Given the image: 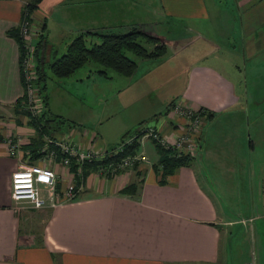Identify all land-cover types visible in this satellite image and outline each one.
Segmentation results:
<instances>
[{"label":"crops","instance_id":"1","mask_svg":"<svg viewBox=\"0 0 264 264\" xmlns=\"http://www.w3.org/2000/svg\"><path fill=\"white\" fill-rule=\"evenodd\" d=\"M236 1L242 7L255 5L248 12V27H253L258 17L264 20V14L260 15L264 0ZM26 2L0 0V264H227L228 227L238 223L245 229L244 238L253 232L261 248L255 264H264V92L259 86L249 89L247 80L250 72L255 73L254 68L264 66L263 61L254 60L264 48L256 46V41L249 42L243 56L245 66H251V70L246 68L243 72L238 63L219 55L221 44L208 33H199L192 41L203 38L204 44L208 41L212 45L177 71L178 59L189 42L173 41L171 49V42L149 29L145 20L154 11L166 19L208 20L216 11L210 12L207 0H42L34 11L27 8ZM25 18L34 35V46L44 38V50L41 46L36 52L42 62L41 83L46 79L44 63L51 66L80 34L86 33L88 41L90 35L100 38L99 33H126L142 26L166 43L168 51L164 56L139 58L134 75L151 63L150 59H155L157 63L147 69L149 74L156 71L155 79H166L171 69H176L180 76V87L175 93L179 99L172 98L171 102L215 113L205 121L200 150L193 163L165 179L155 169L159 159L157 147L152 140H146L140 146L141 153L138 152L145 158L119 177L100 176L99 169L87 177L84 173L77 177L83 187L73 200L61 198L67 185V171L58 163L54 169L60 179L53 194L60 198L52 199L51 191L41 186L47 206L17 210L12 197V174L22 164L37 163L36 154L31 158L25 154L28 149L39 147L46 135H69L81 145L94 147L78 129H64L52 121L42 143L33 148V139L39 132L22 104L26 94L22 40L10 34ZM101 70L97 74L100 77H114L112 72L108 77ZM171 102L166 120L155 126L167 134L179 133L185 126V118L174 113ZM46 104L44 113L51 119L48 96ZM139 129L133 134L128 132L127 139ZM10 138L21 141L22 149L15 155L8 150ZM150 144L156 150L154 158L145 152L150 151ZM254 153L258 163L263 164V186L256 190L259 203L251 204L247 215L238 220L227 215L218 190L240 194L236 189L241 187L239 175L243 173L248 181L246 189L251 188L254 194ZM138 179L143 180L139 196L119 193ZM27 209H33L39 217L33 220L26 215Z\"/></svg>","mask_w":264,"mask_h":264},{"label":"rangeland","instance_id":"2","mask_svg":"<svg viewBox=\"0 0 264 264\" xmlns=\"http://www.w3.org/2000/svg\"><path fill=\"white\" fill-rule=\"evenodd\" d=\"M207 3L211 13L216 11V14L208 20L193 21L172 17L166 19L154 11L153 14H150L151 18L145 20L148 21L145 23L149 29L168 39L171 42V49H174L173 41L174 44L176 42L179 44L190 43L185 45V50L178 59L180 65H177V71L180 67H187L194 55L199 56L202 51L209 49L208 47L212 44L208 41L204 44L203 38L192 41L199 37V33H208L212 39L221 44L220 56L238 63L241 71L245 72L248 69L250 72L251 66H245L246 62L243 56L245 47L250 41H256V46L264 48L263 18L258 17L257 23L253 27L247 26L248 15H250L248 12L255 5L238 6L236 0H207ZM253 14H255V9ZM263 14L264 9H261L260 15ZM253 17L255 18L254 15ZM229 35L232 37L228 38ZM178 38H182V41H176ZM100 41L101 39L94 35L88 36L89 46ZM141 42L145 43L143 40ZM146 45L150 50L154 49L153 44ZM127 54L133 59L141 60L132 52L128 51ZM254 60L264 62V49ZM150 62L143 65L140 71L131 77L112 73L114 77L107 78L97 75L98 70L104 67L97 62L90 61L70 77L60 78L52 72L50 63L46 61L44 63L46 79L40 84V87L43 98L49 97L51 109L48 114L49 118L58 116L56 119L63 120L61 125L64 129L76 128L82 133L86 131L84 136L90 140V144L103 150L118 147L122 144L123 139L128 137L126 133L133 134L139 127L159 126L162 121L166 120V110L170 102L173 99H179L175 93L180 87V82H177L180 76L176 69H171L166 79L157 80L154 78L156 71L149 74L147 70L157 61L150 59ZM254 69L255 73L250 72L247 79L249 89L259 86L258 88L264 92V66L260 64L258 70ZM90 73L92 74L88 76ZM45 85L46 88H44ZM45 107L47 111V106L45 105ZM56 123L54 122V125ZM141 150L142 147L138 152L141 153ZM145 152L150 157H155L156 150L152 144H150V151L146 150ZM256 156L257 154L254 153L252 172L254 194L251 188L246 189L248 181L247 176L243 173L239 175L242 177V180L240 179L241 187L236 189L238 192L240 191V194L236 192L227 194L223 188L218 190L221 193L219 199L223 202L229 217H237L240 220L241 216L247 213L246 209L252 207L251 204L259 203V195L256 194V190H260L263 186V164L258 163ZM121 172L111 176L117 178L122 174ZM99 175L105 176L100 173ZM229 181L231 183V178ZM26 215L33 220L39 217L33 209H27ZM40 222L42 223L43 220ZM228 228L227 264H245L246 262L255 264L261 254V248L253 232L244 238L242 229H245L241 224L238 223ZM224 244L225 242H223Z\"/></svg>","mask_w":264,"mask_h":264},{"label":"built area","instance_id":"3","mask_svg":"<svg viewBox=\"0 0 264 264\" xmlns=\"http://www.w3.org/2000/svg\"><path fill=\"white\" fill-rule=\"evenodd\" d=\"M19 33L23 47L22 67L26 90L25 99L22 104L23 108L30 113L32 118H38L44 113L45 99L41 95V87L38 83L40 78L38 56L36 57V47L33 43L34 35L27 18L21 22ZM173 111L185 118V126L179 133L167 134L155 126L143 127L139 139L140 143L143 144L146 140H152L165 148L176 149L179 154L196 157L200 150V135L205 124L206 115L202 109L198 110L178 102L173 105ZM134 138L136 137L128 138L125 143L118 145L114 149L103 150L102 148L81 145L74 141V139H71L69 135L62 137L55 135L44 136V142L39 147L35 150L28 149L25 152L28 158L36 154L37 163L22 164L12 174V197L16 204V209L27 207L42 209L46 207L48 202L42 193L41 186H46L51 191L52 199L56 198V196L60 198L59 194H53L60 179L59 174L54 169V165L58 163L66 168L67 171V185L61 198L63 200L77 198L83 184L79 185L76 178L83 177L86 164L104 159L107 156L117 155L123 151L125 144L132 143ZM21 149L22 145L19 139L10 138L8 140L10 154L15 155ZM144 158L142 154L138 153L127 156L118 162H111L107 166H100L99 173L105 176L117 175L121 171L131 168L140 159Z\"/></svg>","mask_w":264,"mask_h":264},{"label":"trees","instance_id":"4","mask_svg":"<svg viewBox=\"0 0 264 264\" xmlns=\"http://www.w3.org/2000/svg\"><path fill=\"white\" fill-rule=\"evenodd\" d=\"M26 6L30 11L37 10L39 3L42 0H26ZM11 35L15 36L17 40L21 42L19 28L12 30ZM101 38L100 42L92 43L88 45L87 34L78 35L68 46L66 53L51 63L52 72L60 77H69L73 75L79 68L86 65L88 62L93 61L102 65L104 68L101 72L106 76H111L110 72L131 77L135 74L138 68V62L136 59L131 58L127 52H132L138 58H157L164 56L168 47L159 37L148 33L142 26L133 27L126 33L104 32L98 34ZM143 40L145 43H142ZM44 38L39 41L36 46V52L41 46H43ZM153 44L154 49L150 50L146 44ZM38 56V55H37ZM42 62L38 58V72L40 75L38 83L41 84V80L44 79L43 70L41 69ZM46 88V85L44 86ZM176 102H171L174 105ZM45 105L46 97H45ZM170 105V106H171ZM205 113V112H204ZM206 119H212L215 113L206 112ZM58 117V116H57ZM56 117V118H57ZM56 118L48 119L43 113L38 118H32L31 124L37 129L38 137L33 139V148L42 143L43 134L50 130V123L52 121L57 122L58 125L63 123V120ZM60 123V124H59ZM143 128V127H142ZM142 128L138 130L132 143L125 144L123 151L117 155L107 156L104 159L96 160L92 163L86 164L84 175L87 177L90 173L96 172L100 166H107L111 162H118L124 157L132 156L138 153L140 143V136L142 134ZM129 133L126 134L128 136ZM127 140L123 139L122 143ZM157 147L159 153L158 162L155 164V169L158 172H162L164 178L170 174H174L179 168L183 166H189L193 163L194 157L187 154H179L174 148H165L153 141ZM31 145V146H32ZM35 150V149H34ZM136 164V163H135ZM137 167V166H136ZM162 183L165 180H161ZM143 180L132 181L124 186L119 193L127 196H139L142 191Z\"/></svg>","mask_w":264,"mask_h":264},{"label":"water","instance_id":"5","mask_svg":"<svg viewBox=\"0 0 264 264\" xmlns=\"http://www.w3.org/2000/svg\"><path fill=\"white\" fill-rule=\"evenodd\" d=\"M44 48H45V44H43V50H44ZM42 59H43V55H42V57H41Z\"/></svg>","mask_w":264,"mask_h":264}]
</instances>
